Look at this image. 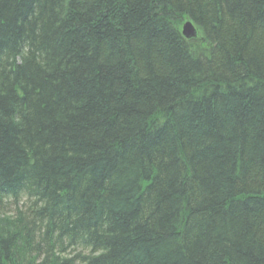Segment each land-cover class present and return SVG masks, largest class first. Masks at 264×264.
<instances>
[{"label":"trees","instance_id":"1","mask_svg":"<svg viewBox=\"0 0 264 264\" xmlns=\"http://www.w3.org/2000/svg\"><path fill=\"white\" fill-rule=\"evenodd\" d=\"M6 201L0 264H264V0H0Z\"/></svg>","mask_w":264,"mask_h":264},{"label":"water","instance_id":"2","mask_svg":"<svg viewBox=\"0 0 264 264\" xmlns=\"http://www.w3.org/2000/svg\"><path fill=\"white\" fill-rule=\"evenodd\" d=\"M181 31H182V34L188 39L194 38L197 34V31L195 30L194 25L189 20H186L183 23V25L181 27Z\"/></svg>","mask_w":264,"mask_h":264},{"label":"rangeland","instance_id":"3","mask_svg":"<svg viewBox=\"0 0 264 264\" xmlns=\"http://www.w3.org/2000/svg\"><path fill=\"white\" fill-rule=\"evenodd\" d=\"M22 201L23 202H21V203L23 205L24 202H25V199H22ZM9 202H11V201L3 202L2 207H0V209L3 210V211H6V213L8 215H10L11 213H13V210H14V205L9 204ZM64 254H66V253H64Z\"/></svg>","mask_w":264,"mask_h":264},{"label":"bare ground","instance_id":"4","mask_svg":"<svg viewBox=\"0 0 264 264\" xmlns=\"http://www.w3.org/2000/svg\"><path fill=\"white\" fill-rule=\"evenodd\" d=\"M183 20H184V21L182 22V25H183V23H184L186 20H189V19H188V18H187V19L184 18ZM189 21H191V20H189ZM191 22H192V21H191ZM192 24H193V22H192ZM182 25H181V27H182ZM193 25H194V24H193ZM194 27H195V26H194ZM195 30H196V29H195ZM180 31H181V30H180ZM196 31H197V30H196ZM197 35H198V31H197L196 36H197ZM183 36H184V35H183ZM196 36H195L194 38H196ZM194 38H192V39H194ZM184 39L186 40V37H185V36H184ZM187 39H188V38H187ZM190 39H191V38H190ZM186 41H187V40H186ZM187 42H188V41H187ZM189 43H191V42H189ZM160 122L164 123L163 120L160 121ZM160 122H159V123H160ZM159 123H158V124H159ZM162 123H161V124H162ZM159 125H160V124H159Z\"/></svg>","mask_w":264,"mask_h":264}]
</instances>
